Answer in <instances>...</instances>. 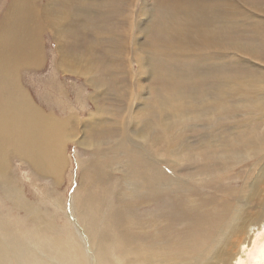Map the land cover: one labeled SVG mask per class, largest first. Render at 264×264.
Instances as JSON below:
<instances>
[{
  "label": "bare ground",
  "instance_id": "bare-ground-1",
  "mask_svg": "<svg viewBox=\"0 0 264 264\" xmlns=\"http://www.w3.org/2000/svg\"><path fill=\"white\" fill-rule=\"evenodd\" d=\"M35 4L12 0L0 20V264H264V132L255 131L264 121V0ZM111 17L121 29L104 45ZM46 28L56 40L55 75L83 74L98 108L78 141L88 149L69 227L9 171L18 159L60 185L66 142L82 132L79 112H45L23 84L24 71L47 61ZM117 62L123 99L110 136L100 132L108 83L98 71L105 65L115 79ZM175 62L193 65L203 87L192 78L184 88L183 71L167 76L163 64Z\"/></svg>",
  "mask_w": 264,
  "mask_h": 264
},
{
  "label": "rangeland",
  "instance_id": "rangeland-1",
  "mask_svg": "<svg viewBox=\"0 0 264 264\" xmlns=\"http://www.w3.org/2000/svg\"><path fill=\"white\" fill-rule=\"evenodd\" d=\"M39 1L41 2L40 3L41 6H45L47 4V0H38V1L34 0V4L36 3L35 6L37 8L40 6V4L38 3ZM155 1H157V0H151V3L155 2ZM11 3H12V0H0V20H2L4 13H6V10H7L6 8ZM53 7L54 6L50 7V9L46 10L48 13H50V19H53V17H54V12L52 11ZM158 9H159V7H158ZM160 9L162 10V7H160ZM154 13L158 17L159 14L161 13V11H156ZM111 18H113V17H111ZM110 22L111 23L108 26L114 27V31H113L114 33L112 32V29H110V27L107 26L106 29H108L109 33H111L110 34L111 36L101 38V41L104 45H107V39L116 38L115 41L118 40V37L114 36V34L117 32V30L121 29L118 25V21L116 18L111 19ZM99 23L103 24V22H101V21H97L96 23L91 22V23L87 24V26L89 27V28H87V30H89L90 32L93 33V31H94L93 26L96 24H99ZM105 25H107V23ZM104 28H100L101 33H104ZM115 29H117V30L115 31ZM104 34H107V33H104ZM1 35H2V31H1ZM41 38L44 40V47L46 48V54L45 55L47 56L46 57L47 61L45 63L41 64V66L39 65L40 67L38 66L37 67L38 69H34V68H33V70L30 69L29 71H27L28 73L24 71L23 73H25V74L22 75L23 84L26 87V89L27 88L29 89V90L27 89V91H29V94L30 95L32 94L31 96L33 97V99L36 102L38 101L37 104L45 112H50L53 109L54 111L52 110L51 112H53V113L56 112L55 113L56 115L61 116L62 114L65 113V118L68 116L71 117V115H73V111L79 112L80 117H81L80 129L82 132L79 133L74 138H72L71 139L72 141L66 142V145H65L66 146V153H67V156H68L70 161L68 162V165L65 168L66 170L63 172L62 182L60 185L57 186L54 183L53 178L50 179L46 176L43 177V175H41V174L35 175V172L30 169L29 165H25V166L22 165L18 159H13L14 161L10 162L9 171L14 177L18 178V181L21 183L22 188L26 192L29 199H31L34 202L35 201L39 202L42 205V208L45 210V212H47V214H52V215L54 214V216H56L57 218L59 217L58 219L61 220V221L59 220V225L64 226L63 222L64 223L66 222L64 227H69L68 223L70 222V219H72L71 221L74 220L72 215H70L71 212L69 211V209H70L69 205L72 201L73 196L76 194L78 187L80 186V182H81V180H80L81 179V170L80 169L78 170V163H79L80 159H82V158L86 159L87 154H85L86 153L85 151H87V149H88V148L84 147L82 144H80L78 141L82 138L80 136L81 135L83 136V134H84V130H83L84 129V122L91 121L92 118H91V120H87L88 117L91 116L92 111L96 112L95 108L96 109H98V108H97V105L94 106V103L96 104V101H93L90 98V96H91L90 94L93 93L92 86H89L88 84H86L84 82L85 78H84L83 74H80L77 76V75H69V73L59 72L58 75H55V73H54L55 62L54 61H55V52H56L57 46H56V40H55L52 29L46 28L45 31H43L41 33ZM99 47H101V46H99ZM106 59H107V57H105V58L104 57H102V58L97 57L96 61L100 62V60L105 61ZM257 62L258 61L250 64V66L252 67L253 70H256L257 72H259L258 67H257L258 65H256ZM117 63L118 64L115 67H116V69H119V72L121 74L120 73L119 74L114 73L115 79L111 78L110 75L112 72H110V69L107 70V67L105 65H103V66L101 65L100 66L101 68L98 71V73L101 72V74H102L101 78L104 81H106V83H108L106 86L107 90H106V92L103 93V97H102L103 99L102 98L100 99L102 101V104L104 103L103 104L104 108L106 107L104 113L102 112V115H104V117L102 118V120L100 121V124H99L100 125V132L102 134H108L109 133L110 136H111V131H112V128L114 125L112 117L114 118L116 111H117V108H118V105H120V106L122 105V99H123V97L120 96L118 85L120 86L121 82L124 81L123 79L125 76L122 74L121 63L120 62H117ZM100 64H105V63L100 62ZM130 65H132V64L130 63ZM234 65L235 66H233V67H234V69H236L238 66H237V64H234ZM132 67H134V68H132ZM132 67H131V69L132 70L134 69L133 73L135 74L136 77H138V75L136 74L139 72L138 71V68H139L138 64H133ZM192 67H193V65H191V64H187V63L179 64V63L175 62L171 67H168L166 64H163L162 70L167 76H171L172 79L178 78V76H177L178 74L175 73L174 71H176V72L183 71L184 80L180 79V81L183 84L184 88H189V86L191 85V79L194 78L198 83L197 89H200L203 87L202 82L194 76L195 74L192 73ZM167 70H169V72H167ZM221 70H222L223 77H226L227 74L224 75L225 70H226L225 65H223L221 67ZM228 71H229L231 77L245 76L244 74L234 75V74H231V70H228ZM52 76H53V79L51 78ZM116 76L119 77V79H117ZM140 77H142L140 83L145 82V85L149 84V79L147 77H144V75H142ZM181 78H182V74H181ZM214 78H220V77L213 76L209 80H212ZM108 79H110V80H108ZM129 79L132 81V75L130 76ZM85 87H86V90L84 89ZM132 87H133V84H132ZM78 88H80V90L82 91L81 95L83 94L81 100H78L79 96L76 93ZM30 90H31V92H30ZM49 92H50L52 97L50 96ZM48 96H50V97H48ZM48 98L50 100L53 99V101L55 103L53 101H50ZM46 100L49 102V105H47L45 103ZM52 102H53V104H52ZM58 104H61L62 106L58 105ZM63 108H65V112L64 111L62 112ZM97 111H99V110H97ZM100 116H101V114H100ZM98 117L99 116H97V114H96L95 118L97 119ZM70 122H72V120H70ZM254 122H256V121H254ZM255 131L264 132V121H262L260 123L256 122ZM79 137H80V139H79ZM75 139H76V141H75ZM117 172H119V171H117ZM119 173L117 174V176H120ZM74 174H75V176H74ZM70 179H72L73 181ZM53 197H55L56 200H53ZM57 199H59L60 202L64 206L59 205L60 202H58ZM255 203L259 207H262V203L258 199L255 200ZM76 204H77V202H76ZM152 207L155 208L154 206H152ZM59 208L63 209L64 211L61 209L57 210ZM153 208H151V209H153ZM68 216L71 218H69ZM241 230H243V229H241ZM240 236H242V234H240ZM234 239H239V238L236 236ZM250 242H251V239L250 240L248 239V241L245 242L244 245H249Z\"/></svg>",
  "mask_w": 264,
  "mask_h": 264
}]
</instances>
